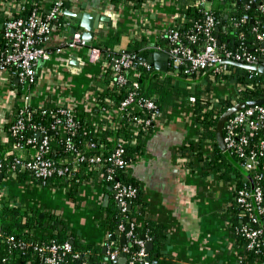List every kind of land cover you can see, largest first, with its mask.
Instances as JSON below:
<instances>
[{
  "label": "trees",
  "instance_id": "trees-1",
  "mask_svg": "<svg viewBox=\"0 0 264 264\" xmlns=\"http://www.w3.org/2000/svg\"><path fill=\"white\" fill-rule=\"evenodd\" d=\"M26 1L25 11L21 13L22 16L34 7V5H31L32 1L37 2L38 0ZM144 1L149 0H130L134 6H139ZM173 1L177 3L180 9L174 30L178 32L180 42L194 50H200L205 43L204 35L196 31V28L203 25L205 21L206 11L204 4L210 5L209 14L217 22L216 28H219L218 34L222 44H225L224 37L233 33L232 36L235 38L234 46L237 44L238 38L240 39L242 36V42H248L243 48L253 51L256 46L251 45L252 40H254V35L251 33L252 29L258 28L260 32L264 33V0H255L253 4H243L244 0ZM69 7L70 2L62 0L63 11L58 15L57 20L53 22V26H59L60 23H64L63 20L67 18L64 10L69 9ZM243 16H247L248 20L243 23L238 22ZM224 27L229 31L228 34L224 35L222 32ZM213 34H217L215 30ZM122 36L121 33H116L107 41L91 45L100 50L103 61L106 63L102 69L103 75H99L95 79L96 106L93 109L95 120H87L85 114L79 117L75 115L79 128L73 138L74 141L76 144H80L84 154L99 156L100 162L93 165H89L86 162L80 163L71 177H55L46 181V184L67 187L70 197L77 194L83 183H98L101 185L104 192L109 195L110 201L106 207H101L103 217L98 222V227L105 235L109 236L117 232V227L120 223H132V237L125 244L128 250L125 255L126 261L138 251V246L134 244L135 240H143L146 244L151 243L152 248L147 252L149 259L155 260L162 256L160 250L168 239L165 226L146 214V204L142 200V189L137 181L129 178L126 168L114 167L111 174L113 179L107 180V169L111 168L109 160L114 150L119 147L122 148L124 159L131 163L135 157L144 152V140L152 129L149 127L147 133L144 131V127L134 129V118L143 117V114L134 112L131 107L126 112H121L119 109L120 103L133 91L132 83L136 78L134 71H123L120 74L127 79V82L119 84L111 68L112 59L122 55L119 49ZM190 36L196 37L194 43L189 41ZM6 45V40L2 31H0V51L6 49ZM150 46V42H148L146 37L136 34L135 37L128 41L126 50L128 54L145 58L148 61L149 56L157 51L156 47L161 50L168 49L170 43L163 36L154 44L153 48ZM225 46L227 49L232 48L231 42L226 43ZM261 57L263 58L264 55ZM183 70L184 67H181L177 73L171 71L161 73L155 69L152 62L149 63V69L139 67L137 69L140 74L139 95L150 98L155 102L160 117L165 116L173 108L184 107L187 102H190L193 111L192 121L196 131L193 139L182 149L181 153L186 156L197 155L196 158L202 163L203 168L216 171L225 176L226 179L233 178L236 189H241L244 185H252L250 174V178H248L240 170L237 166L238 160L236 157L222 153L218 148L215 139V129L219 117L233 105L260 100L264 97V76L257 71L245 70L231 65H220L216 71L201 70L190 74L183 73ZM219 84L235 92V99H231L224 93L214 97L215 86ZM12 109V120L7 124L5 123L3 127L5 139L3 141L0 140V158L5 157L4 153L14 143L23 142L28 137H34L36 131L32 129L33 125L41 124L42 127L49 129L56 124L57 120L60 123L63 120V117L57 112L58 107L48 109L28 106L25 108L22 104L17 103L13 105ZM44 111H46L45 114L43 113ZM17 119L22 120L24 129L13 136L10 131V124L17 121ZM65 132V130L57 126L55 130H52L48 138L50 143L49 157L57 162L70 157L61 145V137ZM261 139H264L263 130H260L253 138L254 144ZM205 141L210 143L212 149L208 157H203L199 151L200 145ZM88 142L94 143V150L84 149ZM194 146H196L195 150ZM8 162L9 157H5L4 163L7 164ZM263 167L264 157L260 159L257 169L262 170ZM16 173L12 176L16 182H23L29 177V179L42 185L41 181L28 174H19L17 171ZM116 182L123 185H131L136 189L135 196L128 200V209L125 213H121L119 205L114 199L115 193L108 190V188L112 189ZM234 207L237 217L231 222V235L237 246L242 248L240 253L242 263L256 262L264 264V251L247 249V241L239 232L240 227L245 222L246 215L244 212L242 213L235 203ZM238 216H241L242 219H238ZM260 219L264 226V212L261 214ZM0 223L4 237L14 236L16 239L25 241H29L34 237L40 242H53L59 245L65 242L70 243L72 251L63 257V261L60 264H113L108 259L107 254L102 252L103 247L101 245L81 242L76 233L70 230L59 216L53 215L50 211L35 210L29 212L20 210L17 207L11 208L4 203L3 207L0 208ZM44 224H47L46 229L43 228ZM35 229L43 230L45 234L38 238L34 234ZM259 240H264V229L262 238ZM106 244H110L112 249L120 250L123 248V244L118 240L113 242L106 240ZM74 254H78V258L73 257ZM2 259L5 260L4 263L1 262ZM0 264L44 263L41 257L31 250L14 249L9 251L5 242L0 240Z\"/></svg>",
  "mask_w": 264,
  "mask_h": 264
},
{
  "label": "crops",
  "instance_id": "crops-1",
  "mask_svg": "<svg viewBox=\"0 0 264 264\" xmlns=\"http://www.w3.org/2000/svg\"><path fill=\"white\" fill-rule=\"evenodd\" d=\"M54 1H32V9L45 15ZM68 1L70 7L64 12H90L103 17L104 21L99 23L94 32L93 41L87 46L71 48L70 31L75 29L81 34V29L78 20L65 15L67 18L63 24L53 26L47 44L50 59L37 65V81L29 91L28 99H22L24 94L17 79L15 81L13 78L11 82L22 105L48 109L64 105L71 108L74 115L79 117L85 114L87 120L93 121L95 79L103 75L102 69L106 63L102 56L96 63L89 62L91 45L121 33L123 36L119 49L122 54L127 52L126 45L136 34L146 37L153 48L176 25L180 9L173 0H149L139 6H134L130 0ZM26 3V0H0V31L3 20L19 16L20 7ZM206 8H210V5L207 4ZM222 32L225 35L229 31ZM218 33L217 40L222 43ZM232 34L224 37L225 44L231 42L232 47H245L248 42H242V36L234 46ZM251 45H255V40H252ZM156 49L152 54L168 56L167 48ZM0 77L6 79V75ZM3 85L0 84V90ZM220 88L221 84L215 89L214 97L222 94ZM17 103L18 100L10 105L9 112L1 111L0 118L6 117V120L11 121L12 108ZM192 119L190 102L159 117L144 140V152L125 169L129 178L137 181L142 189L146 214L165 226L168 239L160 250L162 256L157 259L158 264H243L240 256L242 248L237 246L231 235V222L237 217L233 200L236 190L234 179H226L216 171L203 168L197 155L186 156L181 153L196 131ZM199 151L203 157H208L212 152L210 143L203 142ZM14 175H10V180L0 182L6 193L4 203L9 207L11 203V208L29 212L50 211L59 216L84 243L99 244L104 248L106 240L119 241L118 235L109 241L110 235H105L97 225L103 217L101 207H106L110 201L109 195L98 183H83L77 194L70 197L67 187L44 186L29 177L17 183L12 178ZM108 190L112 191L111 188ZM105 196H108V201L103 206ZM43 228L46 229L47 224ZM34 234L41 237L45 231L35 229Z\"/></svg>",
  "mask_w": 264,
  "mask_h": 264
},
{
  "label": "built area",
  "instance_id": "built-area-1",
  "mask_svg": "<svg viewBox=\"0 0 264 264\" xmlns=\"http://www.w3.org/2000/svg\"><path fill=\"white\" fill-rule=\"evenodd\" d=\"M249 4H253L255 0H247ZM247 3V4H248ZM206 17L203 25L196 28V31L204 35L205 43L200 50H194L188 45L180 42L179 34L174 27L170 28L165 37L168 39L170 46L168 53V69L177 73L181 67H184L183 73L190 74L201 70L216 71L219 64L225 61L236 62L248 66H264V33L258 28L252 29L254 40L258 42V46L253 51L244 49L243 47L227 49L225 44L218 43L217 36L213 34L216 29L217 22L215 18L209 14L210 8H206ZM24 6L20 7L19 12H24ZM62 1L55 0L45 15L38 13L36 9L28 11L25 15L10 17L2 24V34L7 43V48L0 51V75H6V79L0 77V84L3 89L0 90V112H9L10 105L21 102V98L16 96L13 91L14 86L12 79H17L18 86L23 91L25 101L28 99V93L37 81L36 68L39 63L46 62L50 59L51 53L47 49L53 30V22L57 20L58 15L62 12ZM248 20L247 16H243L238 22L243 23ZM236 26V24H235ZM189 41L194 43L195 36H190ZM263 45V46H261ZM71 48L77 46H87L81 40V34L76 32L72 34V40L69 43ZM260 47V48H259ZM259 53V54H258ZM101 53L96 47H90L89 62L96 63L100 61ZM149 63L145 58L136 57L128 53L122 54L112 59L111 68L116 75V81L119 84H125L127 79L120 73L123 71H134L135 80L132 83L133 91L130 92L120 103L121 112H126L128 108H132L134 112L142 113L143 117L134 118V129L144 127V131L148 132V128H153L159 119V113L155 102L150 98L139 95L140 90V74L137 71L139 67L149 69ZM235 99L236 95L229 89V96ZM26 107V105H23ZM58 113L63 117L62 122L56 121L55 125L47 129L41 124L33 125L35 135H42L41 139L28 137L23 142L14 143L5 153V157H9V162L4 163L5 157L0 158V182L10 180V175L16 173H25L46 185V181L59 177L69 178L77 170L80 163H88L89 165L100 162V157L92 154L86 155L80 144H76L74 136L79 128L78 120L75 118L74 112L67 106H58ZM44 114L46 111L43 112ZM103 115V114H102ZM105 115V114H104ZM9 121L0 118V140L5 139L3 131L4 124ZM59 126L66 132L61 137V145L64 147L70 157L57 162L49 157L50 143L47 132L55 130ZM146 127V128H145ZM24 125L21 119L10 124V131L13 136L23 131ZM264 131V105L250 106L234 113L228 118L223 127V142L225 145V153L233 155L238 160L239 168L250 174L252 185H244L241 189H236L234 194V203L244 212L246 219L240 227L241 236L247 241V249L256 251H264V240L262 238L263 229L258 223V217L261 221V214L264 212V167L258 170L260 159L264 157V139L259 140L256 144L253 138L260 131ZM95 145L88 142L84 149L94 150ZM122 148L114 150L110 156L111 168L107 169V180H112V172L114 167L127 168L131 163L127 162L123 157ZM11 157V158H10ZM8 169L7 171H5ZM112 191L115 193L114 199L119 205L121 213H125L128 209V200L133 198L136 189L131 185H123L116 182ZM5 189L0 185V208L3 207L5 201ZM10 207L12 204L10 203ZM238 219H242L241 216ZM242 221V220H241ZM132 223H120L117 227L118 236H123L125 243L120 250L112 249L110 244H106V254L108 259L113 263H117L121 254L127 253L129 239L132 237ZM38 237V235H36ZM39 238V237H38ZM0 240H3L8 246V250L14 249L31 250L39 255L44 264H60L63 257L72 251L71 245L65 242L61 245L50 242H40L37 238L29 241L16 239L14 236H3L0 223ZM134 244L138 246L135 252L126 264H158V260H150L146 250V243L143 240H135ZM78 254L73 257L78 258ZM5 262L4 259L1 260ZM86 264V263H82Z\"/></svg>",
  "mask_w": 264,
  "mask_h": 264
},
{
  "label": "water",
  "instance_id": "water-1",
  "mask_svg": "<svg viewBox=\"0 0 264 264\" xmlns=\"http://www.w3.org/2000/svg\"><path fill=\"white\" fill-rule=\"evenodd\" d=\"M243 4H247L248 1L244 0L242 2ZM254 6V5H252ZM65 15L72 17L76 20L79 21V28L81 29V40H83L86 44H89L93 41L94 37V32L95 30L98 29L99 23L101 21H104L103 17H101L97 13H90V12H81V13H72V12H64ZM226 18V17H225ZM223 31L226 32V29L223 28ZM72 34L76 33L75 29H72L70 31ZM215 32H219V28L215 29ZM219 43V42H218ZM255 46H258V42L255 41ZM263 46V45H261ZM233 48V47H232ZM127 53V52H125ZM167 61H168V56L167 54H152L149 56L148 62H152L155 69L161 73H166L167 72ZM264 62V60H262ZM219 65H231L235 67H239L245 70H250V71H257L261 75L264 76V66H259V67H254V66H248V65H243L239 64L236 62H231V61H225L220 63ZM16 81V79H15ZM264 105V97L260 100L256 101H248V102H241L233 105L229 109H227L218 119L217 124H216V129H215V139L218 145V148L220 149L221 152L225 153V145L223 142V127L226 121L230 116H232L234 113L242 110L245 107H250V106H263ZM47 136L51 135V132H47ZM36 138L41 139L42 135L36 134ZM248 178H250L249 174L243 172ZM108 201V196H105L104 201H103V206L106 205ZM258 223L259 225L264 228L263 224L259 220L258 217ZM118 235V232H116L113 235H110L108 237L109 241H113L115 239V236ZM119 242L121 244L125 243V239L123 236H120ZM151 243L146 244V250L150 251L151 250ZM102 252L105 254L106 253V248L104 247L102 249ZM117 264H126V256L125 254H121Z\"/></svg>",
  "mask_w": 264,
  "mask_h": 264
},
{
  "label": "rangeland",
  "instance_id": "rangeland-1",
  "mask_svg": "<svg viewBox=\"0 0 264 264\" xmlns=\"http://www.w3.org/2000/svg\"><path fill=\"white\" fill-rule=\"evenodd\" d=\"M219 87V85H216L215 86V89H217ZM221 87L222 88H220V91H222V94L224 93V94H226L227 96H229V89H226L223 85H221ZM234 94H235V92H233ZM237 166H238V164H237ZM239 167V166H238ZM43 190H45V189H43Z\"/></svg>",
  "mask_w": 264,
  "mask_h": 264
}]
</instances>
